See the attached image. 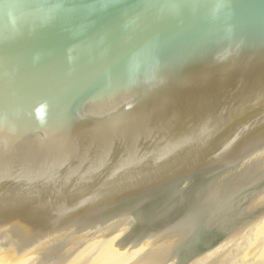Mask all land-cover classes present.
<instances>
[{
	"label": "water",
	"instance_id": "water-1",
	"mask_svg": "<svg viewBox=\"0 0 264 264\" xmlns=\"http://www.w3.org/2000/svg\"><path fill=\"white\" fill-rule=\"evenodd\" d=\"M263 192L264 0H0L4 264H186Z\"/></svg>",
	"mask_w": 264,
	"mask_h": 264
},
{
	"label": "bare ground",
	"instance_id": "bare-ground-1",
	"mask_svg": "<svg viewBox=\"0 0 264 264\" xmlns=\"http://www.w3.org/2000/svg\"><path fill=\"white\" fill-rule=\"evenodd\" d=\"M264 208V192L245 212ZM119 231L108 230L91 239L57 264H148L144 245L123 251L114 248ZM264 213L186 264H264ZM0 264H4L0 259Z\"/></svg>",
	"mask_w": 264,
	"mask_h": 264
},
{
	"label": "rangeland",
	"instance_id": "rangeland-1",
	"mask_svg": "<svg viewBox=\"0 0 264 264\" xmlns=\"http://www.w3.org/2000/svg\"><path fill=\"white\" fill-rule=\"evenodd\" d=\"M262 260H264V258Z\"/></svg>",
	"mask_w": 264,
	"mask_h": 264
}]
</instances>
